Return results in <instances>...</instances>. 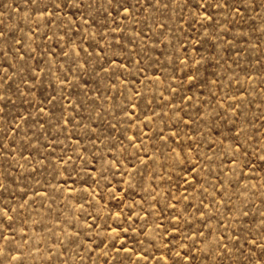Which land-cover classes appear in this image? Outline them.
<instances>
[{
  "label": "rangeland",
  "instance_id": "1",
  "mask_svg": "<svg viewBox=\"0 0 264 264\" xmlns=\"http://www.w3.org/2000/svg\"><path fill=\"white\" fill-rule=\"evenodd\" d=\"M0 264H264V0H0Z\"/></svg>",
  "mask_w": 264,
  "mask_h": 264
}]
</instances>
